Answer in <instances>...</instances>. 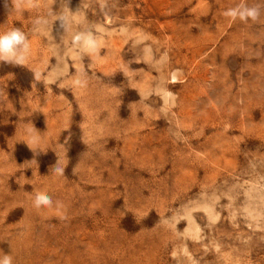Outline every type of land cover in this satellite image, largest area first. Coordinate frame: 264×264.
<instances>
[{"label": "rangeland", "instance_id": "obj_1", "mask_svg": "<svg viewBox=\"0 0 264 264\" xmlns=\"http://www.w3.org/2000/svg\"><path fill=\"white\" fill-rule=\"evenodd\" d=\"M13 27L0 259L264 264V0H0Z\"/></svg>", "mask_w": 264, "mask_h": 264}, {"label": "clouds", "instance_id": "obj_2", "mask_svg": "<svg viewBox=\"0 0 264 264\" xmlns=\"http://www.w3.org/2000/svg\"><path fill=\"white\" fill-rule=\"evenodd\" d=\"M228 14L233 17L239 14L241 18L251 16L253 19L258 15L255 9L244 10L239 13L236 10H233ZM28 52L29 43L21 28L13 27L6 32H0V61L15 66H22L27 60ZM51 203V198L43 193H38L35 198L36 207L50 205ZM0 264H12L11 256L4 254L3 258L0 259Z\"/></svg>", "mask_w": 264, "mask_h": 264}]
</instances>
